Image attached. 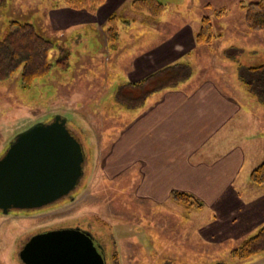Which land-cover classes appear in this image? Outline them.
<instances>
[{
  "label": "rangeland",
  "instance_id": "obj_1",
  "mask_svg": "<svg viewBox=\"0 0 264 264\" xmlns=\"http://www.w3.org/2000/svg\"><path fill=\"white\" fill-rule=\"evenodd\" d=\"M165 1L168 10L159 19L131 9L128 17L137 18L140 24L131 34L124 11L112 13L121 17L115 41L107 35L111 15L101 27L93 26L87 33L52 22L47 13L51 8L68 7L63 0H7L0 8V39L5 37L10 21L16 19L37 25L55 45L49 54L52 69L30 88L21 87L18 74L0 81V158L20 132L36 123H50L58 115L67 119L86 154L84 176L65 198L39 209L11 210L8 214L0 211V264H23L20 252L31 237L64 229L88 232L100 246L105 264H241L258 256L237 261L231 258V251L240 245L230 249L229 244L199 242L193 246L189 243L190 227L193 228L190 212L177 216L181 209L178 205L182 204L172 196V201L163 205L143 199L134 171L116 164V143L123 139L126 113L117 92L120 86L129 84L128 52L134 43H146L139 38L145 30L152 34L150 40L158 33L169 32L173 25H163V19H179L177 7L184 9L191 0ZM255 1L258 0H193L188 18L202 22L204 17H210L214 32L220 35L209 46L198 45L200 49L219 56L226 46H231V35L256 33V41L243 37L245 46L233 39L245 49V63L264 65V32H249L241 8V2ZM218 10H225L226 15L217 18ZM222 35L229 37L215 44ZM63 49L71 53L67 69L57 67ZM126 89H121L123 95Z\"/></svg>",
  "mask_w": 264,
  "mask_h": 264
},
{
  "label": "crops",
  "instance_id": "obj_2",
  "mask_svg": "<svg viewBox=\"0 0 264 264\" xmlns=\"http://www.w3.org/2000/svg\"><path fill=\"white\" fill-rule=\"evenodd\" d=\"M131 1L107 0L95 12L51 8L47 15L64 28L87 33L93 26L101 27L112 13L124 11L131 34L139 24L137 18L128 17ZM161 1L168 10L166 1ZM193 3L177 7L179 19H163V25H173L169 32L150 40L152 34L145 30L139 38L146 43H134L128 52L129 84L117 92L127 88V97L117 98L126 113L123 139L116 143V164L134 171L147 201L163 205L172 201L173 191L196 196L202 208L178 205L182 210L177 216L190 212L189 243L229 244L232 249L264 226V185L251 181L252 171L264 160V99L249 84L254 76L248 68L255 64L242 60L245 49L234 40L245 46L247 37L255 41L259 37L244 32L243 41L231 35V46L219 56L209 54L195 44L201 21L188 18ZM178 63L188 66L187 78L136 98L141 91L135 83ZM212 74L214 78L209 77ZM241 264H264V253Z\"/></svg>",
  "mask_w": 264,
  "mask_h": 264
},
{
  "label": "water",
  "instance_id": "obj_3",
  "mask_svg": "<svg viewBox=\"0 0 264 264\" xmlns=\"http://www.w3.org/2000/svg\"><path fill=\"white\" fill-rule=\"evenodd\" d=\"M80 139L58 115L20 132L0 158V211L39 209L74 191L84 176ZM23 264H105L88 232L55 230L31 237L20 252Z\"/></svg>",
  "mask_w": 264,
  "mask_h": 264
},
{
  "label": "trees",
  "instance_id": "obj_4",
  "mask_svg": "<svg viewBox=\"0 0 264 264\" xmlns=\"http://www.w3.org/2000/svg\"><path fill=\"white\" fill-rule=\"evenodd\" d=\"M64 3L74 10L97 11L107 0H63ZM7 0H0V8L5 6ZM244 10V22L249 32H264V0H258L245 4L241 2ZM131 9L137 14H146L152 19H159L166 10V5L161 0H133ZM1 10V9H0ZM226 15L225 10L216 12L217 18ZM120 16L113 14L108 19L107 35L110 41H115L118 34ZM220 38L213 29L210 17H204L200 31L196 35L197 45L209 46ZM54 43L47 38L37 25L30 21L11 20L8 31L3 39H0V81L11 79L19 75L21 87L28 89L41 77L49 74L52 63L49 54L54 48ZM68 49H63L57 60V67L67 69L70 65ZM254 78L249 79L250 87L260 90L264 99V65H255L248 68ZM187 65L178 63L163 68L133 86L140 88L136 98H141L152 92L168 88L178 84L189 76ZM248 81V80H247ZM254 91V90H253ZM119 98H126L122 91ZM74 134V133H73ZM75 135V134H74ZM251 181L256 185H264V160L251 173ZM172 199L185 206L187 209H200L202 201L187 192L173 191ZM264 253V226L253 236L242 241L240 246L231 251V258L237 261H247Z\"/></svg>",
  "mask_w": 264,
  "mask_h": 264
},
{
  "label": "flooded vegetation",
  "instance_id": "obj_5",
  "mask_svg": "<svg viewBox=\"0 0 264 264\" xmlns=\"http://www.w3.org/2000/svg\"><path fill=\"white\" fill-rule=\"evenodd\" d=\"M83 231V230H82ZM83 232H85V231H83ZM96 243V242H95ZM97 244V243H96ZM98 245V244H97ZM99 246V245H98ZM100 247V246H99Z\"/></svg>",
  "mask_w": 264,
  "mask_h": 264
}]
</instances>
